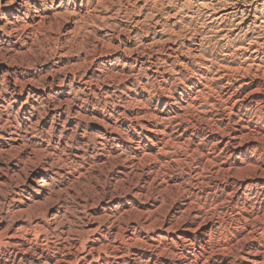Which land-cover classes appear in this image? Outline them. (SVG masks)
Masks as SVG:
<instances>
[{
	"label": "bare ground",
	"instance_id": "6f19581e",
	"mask_svg": "<svg viewBox=\"0 0 264 264\" xmlns=\"http://www.w3.org/2000/svg\"><path fill=\"white\" fill-rule=\"evenodd\" d=\"M70 1L0 0V264H264V0H179L224 25L221 59L179 68V95L212 88L230 109L224 133L195 146L165 136L180 109L130 107L146 93L139 74L95 89L101 77L81 70L85 56L69 63L60 39L36 50Z\"/></svg>",
	"mask_w": 264,
	"mask_h": 264
},
{
	"label": "rangeland",
	"instance_id": "374dc122",
	"mask_svg": "<svg viewBox=\"0 0 264 264\" xmlns=\"http://www.w3.org/2000/svg\"><path fill=\"white\" fill-rule=\"evenodd\" d=\"M171 1L158 0L148 5L150 9H145L142 6L144 3H139L138 0H71L60 9L61 14L68 11L64 12L61 25L47 26L38 32L35 38H32H34V45H37V51L40 44L53 48L56 44L54 40L60 39L61 45L63 44L66 50L70 51L67 59L69 63H74L79 58L80 62H83L82 56H85L86 61L83 62L81 70L87 69L93 76L101 77L97 83L92 84L91 87L95 89L109 84L114 89L118 90L119 87L121 90V86L125 84V79L122 80L123 75L139 74V81L145 85L146 93H141L139 86L136 85V91L140 92L131 96L137 101H131L130 107L135 109L137 107L142 111H155L157 115L160 114L165 118L174 115L175 109H180L181 112L183 111L181 118H176L174 121L169 119L168 123L165 121L167 123H165L167 127L165 136H193L195 142L192 141L191 145L195 146L207 136H213V134L220 136L224 133L216 127H224L228 124L230 109L226 96H222V93L212 88L206 90L204 88L202 93L197 94L196 101L193 97L186 96L188 94L179 95V87L188 79L187 73L178 75L180 64L188 61L187 58L193 54L207 56L213 54L212 59H221L220 54L225 47V42L222 41V34H217L220 23L210 19L208 10L195 8V12L191 14V10L187 12L188 8L185 6L182 8V1L173 0L177 2V5L170 6L168 2ZM43 5L49 8L47 11H50L48 3ZM46 7L42 8L46 10ZM180 8L183 9L180 11L181 16L175 17L176 10ZM238 19L240 17L236 20ZM232 21L230 20L229 23ZM220 26L224 25L220 24ZM209 82L208 79L205 81L207 84ZM123 90L126 94L118 93L116 97H113L112 102H118V100L127 102L131 94H128V89ZM149 91L151 94H148ZM166 93L176 94L177 100L164 99ZM191 99L194 104L190 102ZM185 128H187L186 132ZM132 130L129 131L133 132ZM192 159L189 161L191 163L189 167L194 164ZM181 166L185 168L184 165L180 167L175 165L172 168H166L163 173L165 172L164 174L168 176L176 175L181 172L178 170ZM85 242L84 246L87 247L89 240Z\"/></svg>",
	"mask_w": 264,
	"mask_h": 264
}]
</instances>
